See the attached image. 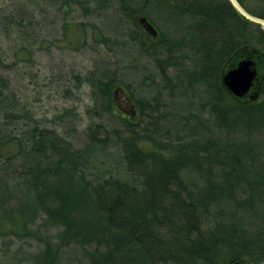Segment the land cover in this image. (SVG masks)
Instances as JSON below:
<instances>
[{
	"label": "trees",
	"instance_id": "trees-1",
	"mask_svg": "<svg viewBox=\"0 0 264 264\" xmlns=\"http://www.w3.org/2000/svg\"><path fill=\"white\" fill-rule=\"evenodd\" d=\"M236 1L264 19V0ZM71 4L109 11L115 29L77 21L78 37L88 24L102 41L133 45L152 89L116 66L74 74L96 118L75 145L0 73V237L54 226L32 264L70 251L77 264H264V25L230 0L59 1ZM242 47L261 74L236 96L221 75Z\"/></svg>",
	"mask_w": 264,
	"mask_h": 264
},
{
	"label": "rangeland",
	"instance_id": "rangeland-1",
	"mask_svg": "<svg viewBox=\"0 0 264 264\" xmlns=\"http://www.w3.org/2000/svg\"><path fill=\"white\" fill-rule=\"evenodd\" d=\"M59 1L0 0V73L8 77L18 99L32 109L41 124L55 126L79 145L85 127L96 118L85 111L91 103L90 89L84 81L75 80L74 74L82 77L94 65L105 64L118 67L137 90L148 93L152 88L141 82L142 60L136 59L133 45L102 41L99 31L88 24L84 25L85 35L78 37L81 28L77 21L115 29L113 20L104 16L109 15L108 10L86 16L76 4L60 7ZM63 11H67L65 16ZM20 16L26 19L23 24L17 22ZM254 20L264 25V20ZM62 111L67 112L62 120L50 121ZM103 120L116 124L109 113ZM5 176L9 174L0 172V177ZM55 232L56 228L49 225L39 227L31 238L15 239L13 243L0 237V264H32L30 254L41 243L38 237ZM78 255L76 251L66 252L58 264H77Z\"/></svg>",
	"mask_w": 264,
	"mask_h": 264
},
{
	"label": "water",
	"instance_id": "water-1",
	"mask_svg": "<svg viewBox=\"0 0 264 264\" xmlns=\"http://www.w3.org/2000/svg\"><path fill=\"white\" fill-rule=\"evenodd\" d=\"M236 8L248 18L257 19L251 16L239 4H236ZM235 54H239V57L234 60L230 67H226L223 70L221 81L234 95H247L250 93L253 82L258 79L261 72L257 69L252 55L244 47L235 51ZM231 264L240 263L232 262Z\"/></svg>",
	"mask_w": 264,
	"mask_h": 264
},
{
	"label": "bare ground",
	"instance_id": "bare-ground-1",
	"mask_svg": "<svg viewBox=\"0 0 264 264\" xmlns=\"http://www.w3.org/2000/svg\"><path fill=\"white\" fill-rule=\"evenodd\" d=\"M232 3H233V5L236 7V4H238V2L236 1V0H230ZM257 19H259V18H257ZM259 20H261V19H259ZM262 20H264V19H262ZM230 67V66H229ZM233 94V93H232ZM236 96H239V95H236Z\"/></svg>",
	"mask_w": 264,
	"mask_h": 264
}]
</instances>
